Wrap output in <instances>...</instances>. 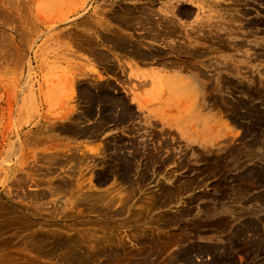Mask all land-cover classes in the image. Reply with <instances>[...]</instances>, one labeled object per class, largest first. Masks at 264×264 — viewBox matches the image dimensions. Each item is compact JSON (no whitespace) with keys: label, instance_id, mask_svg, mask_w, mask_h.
<instances>
[{"label":"rangeland","instance_id":"374dc122","mask_svg":"<svg viewBox=\"0 0 264 264\" xmlns=\"http://www.w3.org/2000/svg\"><path fill=\"white\" fill-rule=\"evenodd\" d=\"M0 264H264V0H0Z\"/></svg>","mask_w":264,"mask_h":264},{"label":"crops","instance_id":"0c3cea01","mask_svg":"<svg viewBox=\"0 0 264 264\" xmlns=\"http://www.w3.org/2000/svg\"><path fill=\"white\" fill-rule=\"evenodd\" d=\"M138 70H139L140 76L144 78H149V76H151L153 73H159L161 75H175L178 78L181 75L177 71L167 72L160 67H139Z\"/></svg>","mask_w":264,"mask_h":264},{"label":"bare ground","instance_id":"6f19581e","mask_svg":"<svg viewBox=\"0 0 264 264\" xmlns=\"http://www.w3.org/2000/svg\"><path fill=\"white\" fill-rule=\"evenodd\" d=\"M24 5V4H23ZM26 5V4H25ZM28 6V5H27ZM27 17H28V15H27ZM123 17V16H122ZM27 19V18H26ZM150 20V19H149ZM142 22V21H141ZM21 39V38H20ZM23 242V241H22Z\"/></svg>","mask_w":264,"mask_h":264}]
</instances>
